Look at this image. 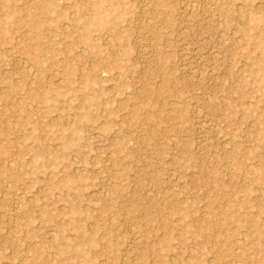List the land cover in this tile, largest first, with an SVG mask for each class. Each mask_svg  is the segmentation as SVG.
<instances>
[{
  "label": "rangeland",
  "instance_id": "374dc122",
  "mask_svg": "<svg viewBox=\"0 0 264 264\" xmlns=\"http://www.w3.org/2000/svg\"><path fill=\"white\" fill-rule=\"evenodd\" d=\"M0 264H264V0H0Z\"/></svg>",
  "mask_w": 264,
  "mask_h": 264
}]
</instances>
